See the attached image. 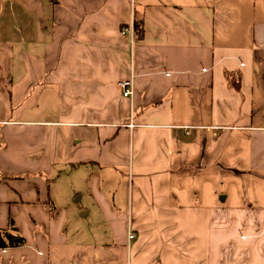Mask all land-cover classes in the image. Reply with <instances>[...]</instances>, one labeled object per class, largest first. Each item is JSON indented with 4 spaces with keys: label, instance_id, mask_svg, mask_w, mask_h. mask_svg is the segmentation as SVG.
I'll return each mask as SVG.
<instances>
[{
    "label": "crops",
    "instance_id": "crops-1",
    "mask_svg": "<svg viewBox=\"0 0 264 264\" xmlns=\"http://www.w3.org/2000/svg\"><path fill=\"white\" fill-rule=\"evenodd\" d=\"M10 220L0 264H264V0H0Z\"/></svg>",
    "mask_w": 264,
    "mask_h": 264
},
{
    "label": "rangeland",
    "instance_id": "rangeland-1",
    "mask_svg": "<svg viewBox=\"0 0 264 264\" xmlns=\"http://www.w3.org/2000/svg\"><path fill=\"white\" fill-rule=\"evenodd\" d=\"M73 182H76L79 184L81 182V180L73 181ZM73 204H75V206L79 207L81 209V211H86L88 209V207H91L87 204L85 197L82 200H78V201L74 202ZM86 205H88V206H86ZM83 223L86 225L87 233L85 236H86L87 241L96 242V241H104L105 240V235H104L105 233L104 232H102L101 236H98L94 233V231L97 229L99 222H98V220L94 219L93 211L91 212L90 215L86 216V218L83 219ZM128 225H129V227L131 226L130 230L134 234V224L132 223V221L129 220Z\"/></svg>",
    "mask_w": 264,
    "mask_h": 264
},
{
    "label": "trees",
    "instance_id": "trees-1",
    "mask_svg": "<svg viewBox=\"0 0 264 264\" xmlns=\"http://www.w3.org/2000/svg\"><path fill=\"white\" fill-rule=\"evenodd\" d=\"M134 29L138 36L142 35L141 22L134 20ZM25 239L17 232V228L13 225L12 220L9 221L7 229L0 230V247H13L23 245Z\"/></svg>",
    "mask_w": 264,
    "mask_h": 264
},
{
    "label": "built area",
    "instance_id": "built-area-1",
    "mask_svg": "<svg viewBox=\"0 0 264 264\" xmlns=\"http://www.w3.org/2000/svg\"><path fill=\"white\" fill-rule=\"evenodd\" d=\"M134 19L133 17H131V21L129 23L128 27L123 28L122 33H129L131 38L133 39V35H134ZM133 72L131 71V74L129 76V78L127 79H123L120 80L118 82V86L121 90V94L124 97H129L132 98L133 97V93H134V85H133ZM129 222V221H128ZM131 226L129 227L128 225V229H127V240L131 241L134 238V234L133 232L130 230Z\"/></svg>",
    "mask_w": 264,
    "mask_h": 264
}]
</instances>
